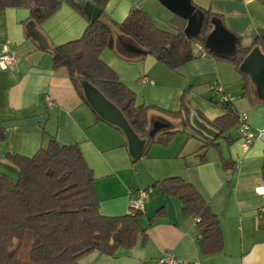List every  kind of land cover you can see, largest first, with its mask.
Listing matches in <instances>:
<instances>
[{
  "label": "crops",
  "instance_id": "1",
  "mask_svg": "<svg viewBox=\"0 0 264 264\" xmlns=\"http://www.w3.org/2000/svg\"><path fill=\"white\" fill-rule=\"evenodd\" d=\"M59 1L58 8L33 27L28 6L0 10V51L7 42L16 56L11 66L0 68V164L7 166L10 155L32 156L51 140L59 146L75 145L93 174L98 210L107 216L128 214L130 198L139 189L148 190L134 243L119 246L112 254L92 250L78 259L79 264H157L167 249L190 263L264 264V212L259 211L258 193L264 189V100L256 96L252 82L253 97H248L245 80L233 63L202 55L204 49L193 43L185 49L190 57L175 69L147 51L140 56L123 53L121 44L131 42L118 39L116 27L133 8L149 15L155 27L174 31L162 28L169 10L158 0ZM85 1L100 9L96 18L113 25L115 40L100 51L99 59L131 91L135 106L147 110V135L139 136L144 145L138 159L130 155L120 128L98 118L78 95L67 68L53 64V49L84 33L90 18L83 10ZM190 4L202 11L203 20L207 12L231 33L233 52L237 45L253 47L264 28L260 0ZM213 83L233 97L228 108L245 112L255 132L246 151L236 126L225 133L230 137L228 159L236 164L232 171L224 167L220 148L209 144L189 122L191 111L206 122L225 114L226 106L210 88ZM153 127L154 140L148 142ZM167 131L172 132L168 140L156 139ZM167 178L181 179L206 203L217 219L216 240L208 235L203 240L195 222L199 216L185 212L180 198L154 186Z\"/></svg>",
  "mask_w": 264,
  "mask_h": 264
},
{
  "label": "trees",
  "instance_id": "2",
  "mask_svg": "<svg viewBox=\"0 0 264 264\" xmlns=\"http://www.w3.org/2000/svg\"><path fill=\"white\" fill-rule=\"evenodd\" d=\"M59 4V0H0V10L28 6V23L33 27L50 16ZM177 17L172 26L174 31H165L155 27L141 9L133 8L117 24L118 39L146 49L170 69L181 66L190 57L185 49L191 43L199 45L205 54L230 61L238 70L241 60L253 47L264 53V28L258 31L253 47L237 45L231 54L221 55L209 51L204 44L212 29L209 13L206 12L199 33L189 39L183 34L186 20ZM114 40L111 23L89 18L81 37L53 49V64L67 68L76 92L86 103L82 80L118 107L138 136L147 135L146 108L135 106L131 91L99 59L100 51L111 47ZM240 72L245 80L244 94L253 97L248 75ZM207 123L219 132L218 138L228 141L230 137L225 133L237 127V112L225 107L223 116ZM171 135L167 131L156 139L165 141ZM204 139L220 148L214 139ZM153 140L154 137H148V142ZM8 161L7 167L17 179L0 173V264H79L78 259L92 250L112 254L117 247L134 243L140 230L137 218L141 212L100 214L93 174L75 145L59 146L51 140L32 156L10 155ZM222 162L231 171L236 165L229 159ZM261 176L264 178V165ZM154 186L177 196L185 212L199 216L197 223L203 240L207 235L213 240L218 238L216 217L190 185L179 178H167Z\"/></svg>",
  "mask_w": 264,
  "mask_h": 264
},
{
  "label": "water",
  "instance_id": "3",
  "mask_svg": "<svg viewBox=\"0 0 264 264\" xmlns=\"http://www.w3.org/2000/svg\"><path fill=\"white\" fill-rule=\"evenodd\" d=\"M173 14L186 20L183 33L186 37L197 35L203 22V13L199 9L193 8L190 0H158ZM83 10L94 20L100 9L85 1ZM212 29L204 40L205 46L209 51L217 54L226 55L234 50V39L231 33L219 26L215 20H210ZM121 51L126 55L140 56L146 53V50L135 43H122ZM239 70L247 74L254 85L255 94L259 99L264 100V53L257 47H253L241 60ZM83 95L90 107L98 116L110 122L121 129L123 132L127 147L133 159H138L141 155L144 141L133 131L130 124L123 116L122 112L112 102H110L96 87L86 80L81 81ZM191 126L207 138L214 139L219 145L223 159L229 158L228 146L224 139L218 138L219 132L209 125L206 121L191 111L189 115ZM154 127L148 131L149 136H154ZM0 173H3L13 179L17 176L7 167L0 164Z\"/></svg>",
  "mask_w": 264,
  "mask_h": 264
},
{
  "label": "built area",
  "instance_id": "4",
  "mask_svg": "<svg viewBox=\"0 0 264 264\" xmlns=\"http://www.w3.org/2000/svg\"><path fill=\"white\" fill-rule=\"evenodd\" d=\"M201 54L203 55L205 54V52L202 51ZM15 60H16V56L13 51L9 50L8 43L7 42L3 43L0 51V68L4 69L11 66V64ZM210 88L216 95H218L219 103L221 105L228 107L231 104L233 97L229 93L225 92L221 87V85L213 83L210 85ZM45 100L47 104L50 103L49 96H46ZM237 122H238L237 130L239 134L241 149L243 151H246L255 138V132L251 128L248 122V116L245 112L237 113ZM258 193L262 199V204L259 208V211L264 212V189L259 190ZM147 197H148V190L139 189L136 192V194L132 198H130L128 202V214L133 215L137 211H141L143 207V202L147 199ZM198 221H199V217H195V222ZM157 264H197V263H190L185 260H180L175 257V255L171 250L167 249L158 258Z\"/></svg>",
  "mask_w": 264,
  "mask_h": 264
},
{
  "label": "rangeland",
  "instance_id": "5",
  "mask_svg": "<svg viewBox=\"0 0 264 264\" xmlns=\"http://www.w3.org/2000/svg\"><path fill=\"white\" fill-rule=\"evenodd\" d=\"M166 11H168V10H166ZM167 13V15H168V18H166V19H164V23H165V25L162 27L163 29H171L172 28V26H173V24L175 23V21L177 20V19H179L176 15H174L173 13H171V12H166ZM152 23L154 24V25H156L155 24V22H154V20L152 19ZM162 26V25H161Z\"/></svg>",
  "mask_w": 264,
  "mask_h": 264
}]
</instances>
